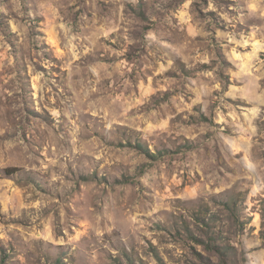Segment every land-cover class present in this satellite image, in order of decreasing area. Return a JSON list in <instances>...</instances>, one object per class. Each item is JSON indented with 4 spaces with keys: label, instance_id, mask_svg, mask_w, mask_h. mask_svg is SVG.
I'll use <instances>...</instances> for the list:
<instances>
[{
    "label": "rangeland",
    "instance_id": "1",
    "mask_svg": "<svg viewBox=\"0 0 264 264\" xmlns=\"http://www.w3.org/2000/svg\"><path fill=\"white\" fill-rule=\"evenodd\" d=\"M0 264H264V0H0Z\"/></svg>",
    "mask_w": 264,
    "mask_h": 264
}]
</instances>
